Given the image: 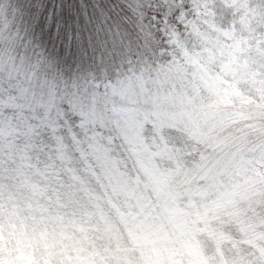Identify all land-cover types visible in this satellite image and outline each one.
<instances>
[{
  "label": "rangeland",
  "instance_id": "1",
  "mask_svg": "<svg viewBox=\"0 0 264 264\" xmlns=\"http://www.w3.org/2000/svg\"><path fill=\"white\" fill-rule=\"evenodd\" d=\"M147 2L134 30L156 62L102 65L81 103L11 111L19 91L25 103L48 90H14L0 67V264H264L260 203L239 187L257 186L264 148L218 134L226 145L202 166L198 144L264 106V0Z\"/></svg>",
  "mask_w": 264,
  "mask_h": 264
},
{
  "label": "trees",
  "instance_id": "2",
  "mask_svg": "<svg viewBox=\"0 0 264 264\" xmlns=\"http://www.w3.org/2000/svg\"><path fill=\"white\" fill-rule=\"evenodd\" d=\"M147 1L4 0L1 3L3 10L9 11L6 18H0V67H3L2 70L15 84L12 87L14 90L23 89L31 81L30 78L33 86H36L34 91L48 90L46 99L45 95L37 98L35 93L26 98L25 103L20 97L22 92L19 91V96L13 103L20 100L21 105L17 108L14 104L10 110H18L22 114L27 111L22 106L42 109L60 99L69 107L67 103H81L84 94L83 81L103 78H98V73L99 68L105 64L120 67L130 62L135 67H145L148 71L149 64L156 62L153 57L156 51L146 48L142 37L138 36V30H134L135 25L139 24L137 18L148 10ZM56 13L66 20L63 28L59 26L60 16ZM52 14H55L53 18ZM10 41H17L18 45L17 51L12 55L6 53ZM124 49H130L131 54L124 56ZM148 61L151 62L148 64ZM127 69H120L118 74L128 77L131 74L125 71ZM5 77L2 75L1 85L4 89L10 86ZM7 95V92L2 94ZM254 116L253 123L248 124V127L241 123L207 128L209 144L203 142L205 135L198 136L200 147L211 151L201 162L202 166L205 162L207 164L220 157V150L226 143L219 142L218 134L233 137L234 141L228 143H234L246 130L256 138L253 145L243 147V150L248 152L255 147L263 149L264 112L254 110ZM258 179L260 181L257 186L249 188L246 185L247 179H244L239 187L243 189L242 192L251 189L249 192L255 195L253 199L259 200L258 213L264 224V175ZM255 216V213H251L246 217ZM108 222L110 223L107 225L117 230V225L112 220ZM242 229L240 225V230ZM261 231H264V226Z\"/></svg>",
  "mask_w": 264,
  "mask_h": 264
},
{
  "label": "clouds",
  "instance_id": "3",
  "mask_svg": "<svg viewBox=\"0 0 264 264\" xmlns=\"http://www.w3.org/2000/svg\"><path fill=\"white\" fill-rule=\"evenodd\" d=\"M256 110L259 112H264V106H261V107L257 108ZM196 151H197V149L195 148L194 145H192L190 154L195 155ZM185 154H189V146H187V145L185 146ZM52 194H53V196H55V194H56L55 190H53ZM53 211H55V210H53ZM63 215L65 218L66 225L71 226L72 221H73V216H72L71 210L68 209L67 211L63 212Z\"/></svg>",
  "mask_w": 264,
  "mask_h": 264
}]
</instances>
